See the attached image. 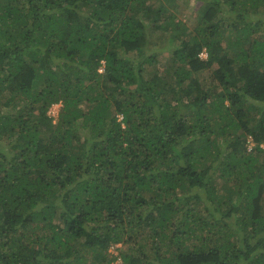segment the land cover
<instances>
[{"label":"trees","instance_id":"1","mask_svg":"<svg viewBox=\"0 0 264 264\" xmlns=\"http://www.w3.org/2000/svg\"><path fill=\"white\" fill-rule=\"evenodd\" d=\"M201 2L0 0V264H264V0Z\"/></svg>","mask_w":264,"mask_h":264},{"label":"rangeland","instance_id":"2","mask_svg":"<svg viewBox=\"0 0 264 264\" xmlns=\"http://www.w3.org/2000/svg\"><path fill=\"white\" fill-rule=\"evenodd\" d=\"M181 4H182L180 8L181 18L183 22L187 24L188 27L189 26L192 27L195 21L198 20V11H199L198 9L203 5V2H201V0H181ZM61 107H62V102L54 103L48 111V114L54 118V122L58 120V115H59V111ZM262 146L264 147V143L262 144ZM253 147H254V144H251L248 146V149H252ZM217 179H218L217 181L221 180L220 178H217ZM220 184H225V182L220 181ZM129 247H130L129 244L127 243L125 244L119 243V244L114 245L110 249V252L112 253L111 257L116 256V253L119 252L120 249L122 252L124 249L127 250ZM184 249H187V248H184ZM121 252H120V255H121ZM114 258L115 257L112 258V261H111L112 264H122V262L120 263L116 261L113 262Z\"/></svg>","mask_w":264,"mask_h":264},{"label":"clouds","instance_id":"3","mask_svg":"<svg viewBox=\"0 0 264 264\" xmlns=\"http://www.w3.org/2000/svg\"><path fill=\"white\" fill-rule=\"evenodd\" d=\"M251 144H255V142H254V140H253L252 137H249L248 142H247V145L249 146V145H251ZM249 150H250V149H249ZM119 243H120V242H118V243H116V244H119ZM116 244H113L112 247H113L114 245H116ZM120 252H121V249H120L119 252L116 253V256H115V259L113 260V262H114V261H116V262H118V263L122 262V264H124V263H123V259H122L121 255H120ZM121 253H122V252H121Z\"/></svg>","mask_w":264,"mask_h":264}]
</instances>
